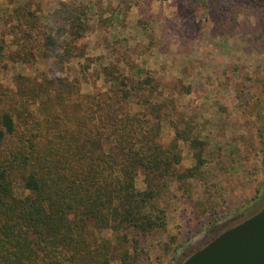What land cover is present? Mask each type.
Here are the masks:
<instances>
[{
    "label": "rangeland",
    "instance_id": "374dc122",
    "mask_svg": "<svg viewBox=\"0 0 264 264\" xmlns=\"http://www.w3.org/2000/svg\"><path fill=\"white\" fill-rule=\"evenodd\" d=\"M61 4L83 24L68 55L60 49L54 62L38 49L33 63L9 60L13 9L27 5L46 22ZM18 74L75 79L82 94L107 91L115 79L140 83L126 108L159 110L160 142L177 146L173 176L153 181L164 226L104 231L108 264H124L122 252L131 264H182L264 206V0H0V90L14 91ZM135 188L147 189L143 169Z\"/></svg>",
    "mask_w": 264,
    "mask_h": 264
},
{
    "label": "trees",
    "instance_id": "16d2710c",
    "mask_svg": "<svg viewBox=\"0 0 264 264\" xmlns=\"http://www.w3.org/2000/svg\"><path fill=\"white\" fill-rule=\"evenodd\" d=\"M73 13L61 4L44 22L31 7H15L5 23L17 48L9 60L33 63L40 49L62 61L58 50L68 55L81 37ZM112 82L107 91L82 94L75 79L18 74L14 91L0 90V264H108L104 231L145 234L164 226L163 211L151 202L153 181L171 178L180 154L176 144L160 142L159 110L126 108L142 85ZM138 168L143 192L135 188ZM123 253L122 263L131 264Z\"/></svg>",
    "mask_w": 264,
    "mask_h": 264
},
{
    "label": "water",
    "instance_id": "95a60500",
    "mask_svg": "<svg viewBox=\"0 0 264 264\" xmlns=\"http://www.w3.org/2000/svg\"><path fill=\"white\" fill-rule=\"evenodd\" d=\"M182 264H264V206L215 236Z\"/></svg>",
    "mask_w": 264,
    "mask_h": 264
}]
</instances>
